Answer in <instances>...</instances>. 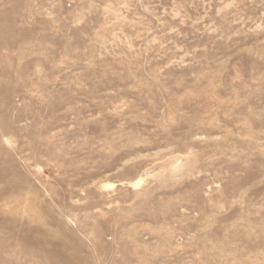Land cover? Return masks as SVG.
<instances>
[{
    "label": "rangeland",
    "instance_id": "obj_1",
    "mask_svg": "<svg viewBox=\"0 0 264 264\" xmlns=\"http://www.w3.org/2000/svg\"><path fill=\"white\" fill-rule=\"evenodd\" d=\"M0 264H264V0H0Z\"/></svg>",
    "mask_w": 264,
    "mask_h": 264
},
{
    "label": "bare ground",
    "instance_id": "obj_2",
    "mask_svg": "<svg viewBox=\"0 0 264 264\" xmlns=\"http://www.w3.org/2000/svg\"><path fill=\"white\" fill-rule=\"evenodd\" d=\"M136 184H134V186H135Z\"/></svg>",
    "mask_w": 264,
    "mask_h": 264
}]
</instances>
